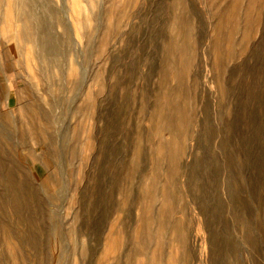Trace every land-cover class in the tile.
<instances>
[{
  "label": "rangeland",
  "instance_id": "obj_1",
  "mask_svg": "<svg viewBox=\"0 0 264 264\" xmlns=\"http://www.w3.org/2000/svg\"><path fill=\"white\" fill-rule=\"evenodd\" d=\"M28 11L61 42L48 63ZM28 99L54 156L0 130V264H264V0H0V111Z\"/></svg>",
  "mask_w": 264,
  "mask_h": 264
},
{
  "label": "bare ground",
  "instance_id": "obj_2",
  "mask_svg": "<svg viewBox=\"0 0 264 264\" xmlns=\"http://www.w3.org/2000/svg\"><path fill=\"white\" fill-rule=\"evenodd\" d=\"M182 2V1H181ZM32 3V2H31ZM39 16L37 15V13H34L33 11H28V13L26 12L24 15H22L21 17H20V21H21V23H22V25H21V30H25V32H24V37H28V39L29 40H31V43H30V45L31 44H33V46H34V49H35V53H36V56H37V58L38 59H41V60H43V62H49L50 61V59H52V58H57L58 57V53H60V52H58V51H60L61 49H60V40H59V38L54 34V33H52L51 31H48V32H41V30L39 29V26H38V23H39ZM29 31L30 30V33L29 34H27L26 33V31ZM19 35V34H18ZM20 35H21V37L23 36V31H20ZM24 37H23V39H24ZM22 39V38H21ZM21 39H19V40H21ZM27 43H29L28 41H27ZM32 46V45H31ZM30 46V47H31ZM32 46V47H33ZM31 47V48H32ZM62 52V51H61ZM61 55H62V53H60ZM167 53H164L163 54V57L166 55ZM166 61H167V58H166ZM46 63V64H47ZM149 63H150V61H149ZM166 63V62H165ZM166 66V65H165ZM44 68H42V70H43ZM44 70H46V69H44ZM42 74L44 75L45 74V72H42ZM49 74V73H48ZM47 75V74H46ZM47 77V76H46ZM47 79V78H46ZM47 81V80H46ZM49 81V80H48ZM44 90V89H43ZM7 96V95H6ZM62 98V97H61ZM55 99V98H54ZM57 99V98H56ZM30 99H28L27 101H28V103H24V104H19L18 105V107H17V110H15V111H17V114H18V116L15 114H8L7 112L5 113V112H3V111H0V130L2 129L3 131H4V134L6 133L5 131H7V130H9L10 132H9V136L8 137H6L4 134V137H6V138H8L9 139V141H10V143L11 144H14L15 146H17V145H21V143H22V138H24V135L25 134H28L29 135V137L31 138V140L33 141V143L35 144V145H37L38 146V148H40L41 149V153H40V156H41V158H46L49 154L51 155V156H54V151L53 150H50L51 148L50 147H52V145H53V143H54V137H53V135L54 134H52V136H49V135H45V133H44V129L46 130V128H42L40 125H33V124H31V121L32 120H34V121H39L40 123H41V121H45L46 123H49V122H51L52 120H51V117H49V115H47V114H49V113H46L45 115H43L42 113H41V111L39 112V110L37 109V108H35L34 107V105H33V103H32V101L30 100ZM50 101V100H49ZM48 101V102H49ZM7 102V101H6ZM47 102V104H49ZM51 102V101H50ZM53 102V101H52ZM56 102L57 101H54L53 102V104L51 103V105H56ZM60 102V101H59ZM43 103V102H42ZM42 103L40 104H38V106H41L42 105ZM43 104H45V103H43ZM57 104H58V102H57ZM61 104V103H60ZM0 105H1V102H0ZM28 105V107L29 108H27L26 106ZM59 105V104H58ZM52 106V107H53ZM41 107H43V106H41ZM40 109V108H39ZM42 109V108H41ZM44 109H45V107H44ZM53 109H55V108H53ZM43 110V109H42ZM45 111L46 112H48L46 109H45ZM52 111V110H51ZM50 111V112H51ZM11 112V111H10ZM16 113V112H15ZM162 113V112H161ZM160 113V114H161ZM62 114V113H61ZM163 114H161V116H162ZM164 116V115H163ZM163 116H162V119H163ZM53 117V116H52ZM56 119H57V117H55ZM167 118V117H166ZM158 119V118H157ZM51 120V121H50ZM159 120H161V117H160V119H158L157 121H159ZM164 120V119H163ZM162 120V121H163ZM56 121V120H55ZM57 121H59V120H57ZM162 121H160L161 122V124H160V126L161 125H163L162 124ZM44 122V123H45ZM159 123V122H158ZM35 124V123H34ZM54 125H55V123H53ZM53 125V126H54ZM49 126V125H48ZM48 128V127H47ZM48 129H50V128H48ZM2 131V132H3ZM52 132V131H51ZM50 132V133H51ZM0 133H1V131H0ZM8 133V132H7ZM54 133V132H53ZM1 139L3 138V137H0ZM3 140H4V138H3ZM46 141V142H45ZM8 143V142H7ZM2 144V143H1ZM6 144V143H5ZM25 145H26V143H25ZM28 146V145H27ZM75 146V145H74ZM8 147V146H7ZM12 147H13V145H12ZM59 147V146H58ZM50 148V149H49ZM53 148V147H52ZM30 149V148H29ZM39 149V150H40ZM13 150V149H12ZM16 150V149H15ZM14 153L16 154V155H18L20 152L19 151H14ZM8 154V153H7ZM10 154V153H9ZM3 155H6L5 153H4V151H3V148H2V146L0 145V166H2L1 165V159H2V156ZM13 155V154H12ZM11 155V156H12ZM77 155V154H76ZM7 156V155H6ZM11 156H9V157H11ZM3 157H5V156H3ZM8 157V156H7ZM20 157V156H19ZM18 157V158H19ZM6 158V157H5ZM4 158V159H5ZM50 158V157H49ZM10 159H12V158H10ZM47 159V158H46ZM52 160V159H51ZM6 162H8V161H6ZM49 162V161H48ZM3 164H4V161H3ZM9 167V166H8ZM12 167H13V165H12ZM1 168V167H0ZM177 168V167H176ZM179 168V167H178ZM2 169V168H1ZM8 169V168H7ZM136 169V168H135ZM5 170V169H4ZM3 170V171H4ZM15 170V168L13 169V171ZM178 170V169H177ZM176 170V171H177ZM12 171V169H8V170H6V172H5V174H6V178H7V182H8V188H9V191H11L12 193H11V203H12V206L11 207H13L14 209H20L21 208V203H22V200L19 198V196H18V194L14 191V189L16 188V178H15V174H14V172ZM16 171V170H15ZM137 171V170H136ZM135 171V172H136ZM140 171V170H139ZM143 171V170H142ZM17 173H18V175H20L19 174V172L18 171H16ZM2 174H3V172H2ZM25 174V173H24ZM27 174V173H26ZM25 174V175H26ZM17 175V174H16ZM0 176H1V174H0ZM24 176V175H23ZM25 177V176H24ZM21 177H19V179H20ZM26 180H27V178H26ZM26 180H24V179H21L20 181H21V184H22V186H25V188L26 189H28V191H32V188H31V186L32 185H29V183H28V181H26ZM6 185H7V183H6ZM148 185V184H147ZM189 185H190V183H189ZM19 186H20V184H19ZM21 186V187H22ZM150 186V185H149ZM151 187V189H152V186H150ZM149 187V188H150ZM171 187V186H170ZM174 187V186H173ZM172 187V188H173ZM24 188V187H23ZM36 188V187H35ZM148 189V188H147ZM146 189V190H147ZM148 190V191H153V189L152 190ZM164 189L165 190H171V189H166L165 188V186H164ZM17 190V189H16ZM19 190L21 191L22 190V188H19ZM34 190H36V189H34ZM135 191V190H134ZM147 191V192H148ZM155 191H156V189H155ZM25 192L27 193V191L25 190ZM194 192V191H193ZM22 193H24V192H21V194ZM150 193V192H149ZM149 193H148V195H149ZM153 193V192H152ZM171 193V192H170ZM20 194V195H21ZM84 194V193H83ZM133 194H135V193H133ZM145 195H146V193H144ZM197 194H198V191H197ZM32 195V194H31ZM155 195H156V193H155ZM160 195V194H159ZM195 195V194H194ZM194 195H193V197H194ZM22 196V195H21ZM23 196H25V195H23ZM152 196V195H151ZM153 196H154V194H153ZM171 196H172V193H171ZM197 196V197H196ZM195 197H196V199H195V203L197 204V206H199L200 208H201V210H203V209H207L208 208V206H209V197L205 194V193H203V192H199V194L198 195H196ZM3 198V197H2ZM9 198V199H10ZM30 198H31V200H32V197L30 196ZM170 198V197H169ZM34 199V198H33ZM147 199V198H146ZM173 199V198H172ZM171 199V200H172ZM174 200V199H173ZM2 201V200H1ZM9 201V200H8ZM132 202H134L135 204H136V198H134L133 197V200H131ZM23 202H25V200L23 201ZM32 202V201H31ZM131 203V202H130ZM172 203V202H171ZM194 203V202H193ZM29 205V204H28ZM27 205V206H28ZM131 205H132V203H131ZM134 205V204H133ZM26 206V205H25ZM24 206V207H25ZM196 206V205H195ZM172 207H173V205H172ZM22 209V208H21ZM164 211V210H163ZM181 211V210H180ZM147 212V211H146ZM18 214H19V212H18ZM160 213H158V215H159ZM169 214V213H168ZM208 214V213H207ZM161 215V214H160ZM165 215H166V213H165ZM19 216V215H18ZM23 216V215H22ZM21 216V214H20V216L19 217H22ZM30 216V215H29ZM156 216V215H155ZM18 218V217H17ZM23 218H25V217H23ZM30 218H31V216H30ZM25 219H27V218H25ZM152 219V218H151ZM157 219H159V218H157ZM156 219V220H157ZM174 219V218H173ZM24 220V219H23ZM22 220V221H23ZM91 220V219H90ZM2 221V220H1ZM20 221V219H18V222ZM30 221V220H29ZM89 221V220H88ZM148 221H149V219H148ZM6 222V221H5ZM31 222V221H30ZM4 223V222H3ZM150 223H151V221H149L148 223H146V225H147V227H151L150 226ZM156 222H154L153 224H155ZM1 224V223H0ZM152 224V225H153ZM158 224V223H157ZM244 225H245V229L246 230H248V226H247V222H245V223H243ZM8 225V224H7ZM6 225V226H7ZM30 225V224H29ZM141 226V225H140ZM144 226H145V224H144ZM159 226H161V225H159ZM164 226V225H163ZM1 227H2V225H1ZM165 228V230H167L166 229V225L164 226ZM4 228H6V227H4ZM141 228V227H140ZM152 228V227H151ZM162 228V227H161ZM176 228V227H175ZM2 229H3V227H2ZM146 229V228H145ZM153 229V228H152ZM152 229H151V233H152ZM177 229V228H176ZM175 229V230H176ZM9 230H12V229H9ZM28 230V229H27ZM139 230V229H138ZM162 230V229H161ZM178 230V229H177ZM26 231V230H25ZM156 231V230H155ZM163 231V230H162ZM171 231V230H170ZM12 232V231H11ZM17 232V231H16ZM16 232L14 233L15 235H16ZM20 232V231H19ZM135 232V231H134ZM138 232V231H137ZM178 232V231H177ZM248 232V231H247ZM7 233H8V231L5 233L6 234V236L8 237V235H7ZM21 233V232H20ZM19 233V234H20ZM33 233V232H32ZM31 233V234H32ZM165 233V232H164ZM179 233H181V231H179ZM183 233V232H182ZM12 234V233H11ZM28 235L30 234V231L28 230V233H27ZM30 234V235H31ZM136 234H138V233H136ZM159 234V233H158ZM166 234V233H165ZM21 235V234H20ZM19 235V236H20ZM24 235H26V234H24ZM34 235V234H33ZM176 235V234H175ZM180 235V234H179ZM17 236V235H16ZM35 236V235H34ZM167 236V235H166ZM178 236V235H177ZM182 236L183 235H181V238H182ZM6 237V238H7ZM159 237H160V235H159ZM163 237H164V235H163ZM220 237V236H219ZM11 238V237H10ZM22 238H23V236H22ZM135 238V237H134ZM179 238V237H178ZM160 239H161V237H160ZM224 241L226 242V244L228 243V234H226V236H224ZM23 240H25V242H26V244L28 245V247L31 249V250H36L37 248H36V241H35V238L34 237H32V236H28V238L27 239H24L23 238ZM22 240V241H23ZM149 240H150V238H149ZM163 240H165V238L163 239ZM179 240V239H178ZM182 240H184L183 238H182ZM150 241H152V237H151V240ZM161 241L162 240H160L159 242H160V244H161ZM173 241H174V239H173ZM216 240H215V235L212 233V231L210 230V232H209V243L208 244H210V250H211V252H210V254L212 255V254H215L216 253V251H215V249H214V242H215ZM231 241V240H230ZM170 242H171V239H170ZM180 242V241H179ZM150 243V242H149ZM172 243H175V242H172ZM184 242H182L181 244L182 245H184L183 244ZM160 244H159V246H160ZM163 244H164V241H163ZM165 244H166V241H165ZM157 245H158V243H157ZM167 245V244H166ZM175 245V244H174ZM163 246V245H162ZM165 246V245H164ZM163 246V247H164ZM170 246H173V244L172 245H170ZM223 246V245H222ZM230 246V249L233 247L232 245H229ZM167 247V246H166ZM219 247V246H218ZM212 248L214 249L213 251H215V252H213L212 251ZM153 249V248H152ZM156 249V248H155ZM171 249H173V248H171ZM182 249H184V248H182ZM218 249V248H217ZM229 249V248H228ZM227 249V250H228ZM234 249V248H233ZM232 249V250H233ZM160 251V250H159ZM163 251V250H162ZM171 251V250H170ZM173 251H175V250H172V252ZM181 251H183V250H181ZM229 251V250H228ZM186 252V251H185ZM231 252V251H230ZM155 252H153V254H154ZM168 253V252H167ZM226 253V252H225ZM224 253V254H225ZM175 255H176V253H174ZM180 254V253H179ZM171 255H173V253L171 254ZM170 255V256H171ZM186 255V254H185ZM222 256V255H221ZM177 257V256H176ZM217 257V256H216ZM219 257V256H218ZM217 257V258H218ZM223 257V256H222ZM187 258V257H186ZM178 259V258H177ZM176 259V260H177ZM182 261H181V263L182 264H187V262H185L184 261V259H185V256H183L182 255V253H181V258H180ZM210 262L209 263H212V264H217V260L218 259H216L213 255L212 256H210ZM219 259H220V257H219ZM174 261H175V259H174ZM220 264V263H219Z\"/></svg>",
  "mask_w": 264,
  "mask_h": 264
}]
</instances>
